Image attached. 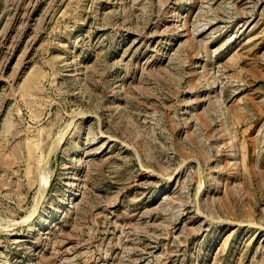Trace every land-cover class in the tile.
<instances>
[{"label":"rangeland","instance_id":"1","mask_svg":"<svg viewBox=\"0 0 264 264\" xmlns=\"http://www.w3.org/2000/svg\"><path fill=\"white\" fill-rule=\"evenodd\" d=\"M0 264H264V0H0Z\"/></svg>","mask_w":264,"mask_h":264},{"label":"water","instance_id":"2","mask_svg":"<svg viewBox=\"0 0 264 264\" xmlns=\"http://www.w3.org/2000/svg\"><path fill=\"white\" fill-rule=\"evenodd\" d=\"M58 146H52L50 147L48 153H47V156H46V159H45V162L48 161V159L52 156V154L54 153V151L57 149ZM43 195H44V192L41 191L40 195H39V203H40V200L43 198ZM38 203V204H39ZM240 224L242 225H246V224H249V223H244V222H240Z\"/></svg>","mask_w":264,"mask_h":264},{"label":"bare ground","instance_id":"3","mask_svg":"<svg viewBox=\"0 0 264 264\" xmlns=\"http://www.w3.org/2000/svg\"><path fill=\"white\" fill-rule=\"evenodd\" d=\"M56 144L58 145V144H59V142L55 143V145H56ZM7 224H8V223H7Z\"/></svg>","mask_w":264,"mask_h":264}]
</instances>
